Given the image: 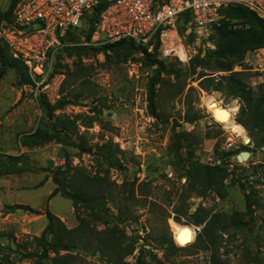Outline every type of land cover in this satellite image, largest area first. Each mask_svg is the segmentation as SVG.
<instances>
[{"label": "rangeland", "instance_id": "1", "mask_svg": "<svg viewBox=\"0 0 264 264\" xmlns=\"http://www.w3.org/2000/svg\"><path fill=\"white\" fill-rule=\"evenodd\" d=\"M9 2L0 0V9L6 10ZM90 18L89 13L49 57L47 88L38 89L28 71L19 74L9 68L0 77V155H20L23 163L22 172L0 175V264H33L26 254L41 250L36 238L46 226V208L68 228L84 217L96 230L118 233L122 245L133 247L118 264H264V147L256 148L248 130L238 124L243 102L221 90L201 88L202 68L193 70L190 63L214 48L212 30H196L178 19L170 28L173 37L159 39L156 57L164 69L155 87L153 114L146 83L155 66L145 64V54L123 46L106 59L102 51L65 49L104 44L91 32ZM178 45L185 58L177 53ZM126 51L130 55L124 60ZM247 53L232 71L240 72L256 90L261 84L247 70ZM70 72L81 74L66 77ZM203 72L219 79L225 71ZM76 93L81 94L79 100L73 97ZM63 97L71 102L52 107ZM212 97L223 107H235L233 127L214 119ZM43 99L51 106L50 115L40 109ZM95 103L106 113L89 124ZM66 119L75 121L78 134L59 131ZM234 127H242L245 135L239 136ZM106 141L125 169L105 160ZM79 142L91 150L80 152ZM244 144L254 150L239 161L236 156ZM229 151L235 153L225 156ZM65 156L73 168L113 182L108 183L113 201L107 202V216L59 193L49 198L58 186L53 175L58 166L65 167ZM214 162L229 164L232 175L221 181L213 176L210 182L196 167ZM232 177L245 185L232 183ZM13 204L25 207L10 211L7 206ZM120 207L126 214L123 223L116 218ZM237 219L245 222L243 228ZM184 226L193 237L181 245L173 237ZM163 236H170L181 249L166 250ZM89 237L92 247L98 244L93 234ZM91 249L72 251L70 264H116L113 249L104 257Z\"/></svg>", "mask_w": 264, "mask_h": 264}, {"label": "trees", "instance_id": "2", "mask_svg": "<svg viewBox=\"0 0 264 264\" xmlns=\"http://www.w3.org/2000/svg\"><path fill=\"white\" fill-rule=\"evenodd\" d=\"M18 0H10L9 6L6 10L0 9V23L11 22L13 16V9L18 3ZM105 7L104 3H100L96 6L91 14V32L94 31V23L98 18V14ZM220 24L212 28L214 48L208 49L203 56L199 54L190 59L192 69L201 67L202 70L199 74L200 80L199 86L204 89L221 90L229 96L239 98L243 103L237 114L238 124H242L248 130L249 135L252 137L251 141L254 142V146L264 147V88L259 85L256 90H253L244 80L240 77V72L232 71L234 65H241L243 58L247 51L259 48L264 45V19L259 17L254 11L248 9L243 5H229L221 10ZM183 17V19L181 18ZM179 19L183 23L187 24L190 20V13L186 11ZM61 37L63 43L67 34ZM153 51H148V47L139 43H136L132 39H121L115 42H105L100 46H77V47H65V49H90L95 52L102 51L108 59L110 57V51L121 49L123 46L141 52L145 54V64L149 66H155L154 72L149 76L146 83V96L148 99V107L153 114L155 113L154 101L157 95L155 87L161 81V72L164 69V64L157 57V49L159 47V37L155 36L150 43L153 44ZM113 55V54H112ZM129 52H125L123 59L126 60ZM14 69L19 74L27 72L25 65L21 60L14 58L9 51L7 44L0 41V77L6 72L7 69ZM225 71L224 74L215 76H206L203 69ZM81 72H70L66 77L76 76L78 77ZM80 93H76L73 97L79 100ZM71 98H60L52 106L54 108L62 107L71 102ZM40 109L47 112L50 115L51 106L43 99L40 101ZM90 111L93 113L90 117L89 124H92L100 115L103 114L97 103L92 104ZM60 119V117H59ZM240 124V125H241ZM61 131H67L78 134L77 125L74 120L66 119L61 122ZM67 136V135H66ZM81 137V135H80ZM80 152H89L91 150L86 144L79 142L76 144ZM104 151L103 157L110 164L119 168L121 166L119 159L113 153L110 147V142H104L102 144ZM243 150L253 151L254 148L249 144L241 146ZM118 149V148H117ZM235 152L229 151L224 155H233ZM5 159L3 161L2 159ZM65 167L58 166L53 175V180L58 184L51 193L49 198L53 197L57 193L65 196L73 201L75 205L84 204L88 208H91L100 214V217L107 216V211L110 208L107 205L108 201L112 200V187L109 186V182L105 176L95 174L88 176L85 173L73 168L69 165V157L65 156ZM23 163L21 162L20 155H0V175L19 173L23 171ZM197 168H201L205 174H207L209 181H212L213 176H217L221 181L227 175H232V170L229 168V164L225 166L219 162H214L213 165H200L196 164ZM125 169V168H124ZM66 174L68 177L65 178ZM106 179V180H105ZM232 183L237 182L240 186L245 184L240 178L232 177ZM219 189V188H217ZM247 195V194H246ZM247 200V199H246ZM250 202H247V208L250 207ZM10 211L18 208H24L21 204H13L7 206ZM29 209V208H27ZM45 215L47 217V223L40 235L36 238L37 244L41 249L39 253L29 252L26 257L34 259L33 264H70L74 255V250H92L93 253L99 251L104 257L109 250L113 249L116 257L112 260L116 264L124 263L122 260L126 255H129L133 251L132 246L122 245L123 239L118 233L108 232L106 230H96L90 226L84 217H79V224L73 228H68L60 218L46 208ZM126 214L120 207L116 215L117 220L121 223L124 222ZM216 216L213 217V219ZM235 223L242 228L245 226V222L241 219H237ZM209 226V224H208ZM90 234H93L97 238L98 244L94 247L91 246ZM125 236L124 232H122ZM157 239V238H154ZM165 239H167L165 241ZM161 242L165 244L166 250L169 252H178L181 247L177 246L170 236H163ZM104 249H107L106 251ZM53 253V255H51Z\"/></svg>", "mask_w": 264, "mask_h": 264}, {"label": "built area", "instance_id": "3", "mask_svg": "<svg viewBox=\"0 0 264 264\" xmlns=\"http://www.w3.org/2000/svg\"><path fill=\"white\" fill-rule=\"evenodd\" d=\"M100 3L105 7L93 33L102 43L132 39L151 46L155 36L165 41L186 11L190 13L189 26L203 31L219 25L221 10L229 5H243L264 19V0H20L12 21L0 23V41L22 61L38 89H45L49 86L46 64L61 45V37L77 28ZM247 52V70L264 88V45Z\"/></svg>", "mask_w": 264, "mask_h": 264}, {"label": "bare ground", "instance_id": "4", "mask_svg": "<svg viewBox=\"0 0 264 264\" xmlns=\"http://www.w3.org/2000/svg\"><path fill=\"white\" fill-rule=\"evenodd\" d=\"M170 36H172V35H170ZM176 51L183 58L186 57L185 54H184V52H183L184 50L181 48L180 45L177 46ZM234 109H235V107L226 108V107L221 106L212 97V110H213L212 111V116L214 117V119L216 121H218L220 123H225L226 125H229V126L233 127L234 126V123H233V120H232V112H233ZM235 131L239 134V136L240 135H242V136L245 135V131H244V129L242 127H236L235 128ZM243 138H245V137H243ZM177 234H178V236H177ZM174 236H175L176 241L179 244H181V245H183L184 243H187L193 237L192 236V231H191L190 227H188V226H184V227H181V228L176 229L174 231Z\"/></svg>", "mask_w": 264, "mask_h": 264}, {"label": "water", "instance_id": "5", "mask_svg": "<svg viewBox=\"0 0 264 264\" xmlns=\"http://www.w3.org/2000/svg\"><path fill=\"white\" fill-rule=\"evenodd\" d=\"M103 113H106V110H104ZM250 154H251V153H250L249 151H247V150L240 151V152L237 154L236 158H237L239 161H241V160H246V159H248V158L250 157ZM177 236H178V234H177ZM173 239H174V241H176V240H175V237H173Z\"/></svg>", "mask_w": 264, "mask_h": 264}]
</instances>
